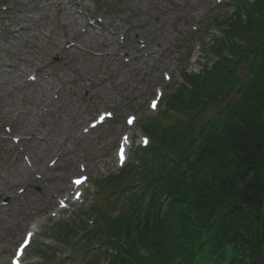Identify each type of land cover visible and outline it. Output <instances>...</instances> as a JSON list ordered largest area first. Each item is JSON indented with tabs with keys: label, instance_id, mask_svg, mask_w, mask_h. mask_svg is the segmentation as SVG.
Masks as SVG:
<instances>
[{
	"label": "rangeland",
	"instance_id": "rangeland-1",
	"mask_svg": "<svg viewBox=\"0 0 264 264\" xmlns=\"http://www.w3.org/2000/svg\"><path fill=\"white\" fill-rule=\"evenodd\" d=\"M53 1L61 2L62 12L76 10L77 22L64 23L48 13L51 6L45 0H0V219H5L0 223V264H11L19 256L18 247L27 242L28 234L30 243L19 258L22 264H82L103 250L104 244L96 240L88 244L83 234L99 227L92 210L100 205L102 211L106 208L116 216L126 196L114 200L100 195L93 181L119 173L118 151L127 157L124 165L130 162L135 169L133 152L152 142L144 128L156 119L166 94L182 84L183 72L199 73L214 62L208 50L211 40L222 38L221 31L237 12L238 2L249 8L255 0ZM191 15L195 18L190 19ZM94 28L95 38L106 40L107 45L98 40L95 47L93 40L88 42ZM160 39L161 54L149 56V44ZM61 41L63 52L49 53L51 44ZM108 45L109 52L116 47V59L103 56ZM47 83L49 88L57 87L48 91V97L59 101L53 117L60 116L57 131L64 154L54 165L47 163L50 157H44L45 171L23 178L20 167H34L38 153L23 140L29 138L28 129H43L44 103H37L36 89L46 88ZM154 99L156 106L151 103ZM212 113L208 104L200 112L201 119ZM100 115L106 116L105 122L89 130ZM51 116L47 120L52 121ZM130 116L134 122L127 124ZM26 124L30 126L25 132ZM13 138L18 139L19 148ZM78 164L86 167L89 180L75 198L70 178L77 174ZM134 175L132 171L129 178ZM47 176H54L62 186L49 199L41 196L48 195L44 184L54 186L45 181ZM29 180H33L31 186ZM139 189L136 180V188L128 192L137 194ZM59 199H67L68 207L60 208ZM34 218L41 219V224L36 225ZM57 230H67L71 243H57ZM101 230L104 233L105 226Z\"/></svg>",
	"mask_w": 264,
	"mask_h": 264
},
{
	"label": "trees",
	"instance_id": "trees-1",
	"mask_svg": "<svg viewBox=\"0 0 264 264\" xmlns=\"http://www.w3.org/2000/svg\"><path fill=\"white\" fill-rule=\"evenodd\" d=\"M237 5L208 47L214 62L183 72L144 128L152 144L137 148L135 169L95 180L126 200L116 216L92 210L99 227L83 234L104 247L82 264H264V0Z\"/></svg>",
	"mask_w": 264,
	"mask_h": 264
},
{
	"label": "bare ground",
	"instance_id": "bare-ground-1",
	"mask_svg": "<svg viewBox=\"0 0 264 264\" xmlns=\"http://www.w3.org/2000/svg\"><path fill=\"white\" fill-rule=\"evenodd\" d=\"M46 3H47V6H51L50 8H47V12L53 14V15H56L57 17H59L58 19H62L64 21V23H71V24H75L78 20V17L76 15V10H69V12H62V9H61V2L60 1H53L52 0H45ZM211 0H208L207 2H210ZM71 11V12H70ZM42 13V12H41ZM46 12H43V14L41 15L43 18V16L45 15ZM195 17L194 16H190V19H194ZM82 19V18H81ZM84 19V18H83ZM80 20V19H79ZM63 24V23H62ZM66 24H63L61 26L62 30L64 31L63 35L66 37V32H65V26ZM97 35V33L95 32V28L92 29L89 34L87 35V38H88V42L90 40H93L94 42V46L96 47L97 46V43L100 41V45H107L106 44V40L102 39H96L95 36ZM111 41V40H110ZM81 43H83V40H81ZM62 41L60 43H56V44H51V46L53 47L52 50H48L49 53H54L56 52V50L59 52H56V54H60L61 52H63L64 50V47L62 46ZM87 45H90L87 43ZM89 47V46H88ZM109 45L107 47V49L104 50V53H103V56L104 57H107V58H111L113 57L114 59H116V57H118L117 55V51L115 50V46H113V48L111 49L113 52H109ZM92 49V48H91ZM123 49H126V47L123 46ZM163 49V44H162V39L160 40H157V41H153L149 44V56H151L153 53H159L161 54V51ZM76 49H72L70 51L71 54L74 53ZM87 53L92 55V58H95V56L93 55L92 53V50H90V48H88L87 50ZM96 55V54H95ZM102 56V57H103ZM118 59V58H117ZM87 80V78H85ZM110 80V78L107 79V81ZM50 83V82H49ZM47 83V87L44 88L42 86H40L38 89H36V98H37V103H44V108L42 109V127L43 129H40V128H36V127H33L31 129H28L30 125H25L24 126V131L26 132V130L28 131V135H29V138L28 139H24L23 141L24 142H27L28 145H30L31 147H33V151H38L37 156H35V163H33L34 167H20V174L24 177H29V178H33L32 177V174L35 175V173H40V171H45V167L46 165L44 164L43 162V158L44 157H50L47 161V163H56V160L57 159H62V156H63V149L65 147L61 146V138H60V134L59 132L57 131L58 129V125H57V120H59L60 116H57L56 118H54V114H57L58 113V108H60V105H59V101H55L53 98H49L48 97V91H50V89H54V90H57V87L55 86L54 88H49L51 84ZM21 89V88H20ZM60 91V90H59ZM51 114H53L51 116ZM46 116H51L52 117V121H49L47 120V117ZM45 118V119H44ZM55 121V122H54ZM16 138V137H15ZM14 139V138H13ZM14 141H16V146L19 148L20 146H18L17 142H18V139H14ZM21 142V141H20ZM14 143V142H13ZM15 146V147H16ZM15 147L14 148H10L11 149V152L13 151V153L17 154V151L15 150ZM17 149V148H16ZM65 150V149H64ZM22 153V152H20ZM76 159L78 160L79 158L76 157ZM46 163V164H47ZM37 169L39 171H37ZM77 172L76 175H73L71 178H74L76 177L77 179H79L77 182H73L72 184V190H78L79 187L81 186V177L84 175V172H85V168H84V165H80L78 164V169L75 171ZM37 177H39L37 175ZM71 178H70V182H71ZM31 180V179H30ZM27 181L28 182V185L31 186L33 184V180L32 181ZM19 181H22V179H20ZM45 181H52L53 182V185H51V182L49 184H44L43 185V188L45 190V192L48 193L45 194V193H41V196L42 198H46V199H49L50 197H53L59 190L60 187H62L61 185H58L55 180H54V176H47L45 178ZM72 190L70 191V193H72ZM3 192V189L0 188V194H2ZM46 202V200H45ZM68 200L65 199V203L66 204H69L67 203ZM64 209V208H63ZM5 219H0V223L2 224L3 221ZM34 220V223H36V225H40L41 224V219H32Z\"/></svg>",
	"mask_w": 264,
	"mask_h": 264
}]
</instances>
